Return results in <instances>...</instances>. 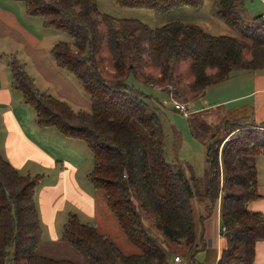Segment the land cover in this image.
Segmentation results:
<instances>
[{
	"label": "trees",
	"instance_id": "1",
	"mask_svg": "<svg viewBox=\"0 0 264 264\" xmlns=\"http://www.w3.org/2000/svg\"><path fill=\"white\" fill-rule=\"evenodd\" d=\"M20 1L27 14L42 18L44 27L71 37L68 42L55 43L50 54L60 69L78 79L89 96L90 111L74 110L66 101L37 88L15 54L7 59L12 85L20 91L23 103L33 109L38 128L51 127L63 137L86 144L93 161L87 179L104 192L106 206L119 229L138 251L123 253L74 213L68 214L60 240L77 251L84 264H166L158 240L144 226L136 199L171 241L183 239L192 259L204 243L203 219L220 196L223 246L215 264H252L255 244L264 239V215L248 208L251 201L261 197L252 159L264 153V130L254 123L226 120L216 130L223 132L222 136L209 137L206 162L210 176L204 195L211 203L201 215L196 232L191 200L198 193L191 166L187 165L189 175L183 167L171 168L154 106L125 79L151 65L159 69L161 78L145 81L166 76L171 80V62L185 60L193 75L188 88L199 97L232 72L261 69L264 16L258 14L246 22L240 13L242 0H214L216 17L235 29V37L212 35L199 25L181 21L152 28L134 18L102 13L96 0ZM113 1L123 7L167 12L181 6L198 7L206 0ZM104 50L114 68L111 79L98 67ZM209 126L203 123L200 128L206 131ZM42 177L20 174L0 153V264H76L37 253L42 231L34 195Z\"/></svg>",
	"mask_w": 264,
	"mask_h": 264
},
{
	"label": "crops",
	"instance_id": "2",
	"mask_svg": "<svg viewBox=\"0 0 264 264\" xmlns=\"http://www.w3.org/2000/svg\"><path fill=\"white\" fill-rule=\"evenodd\" d=\"M242 2L245 8L251 10L252 16H264V0ZM21 3L20 0H0V153L20 174L43 176L34 195L42 231L37 253L73 262L74 259L62 255L65 251L77 257L71 250L73 248L60 240V234L69 213L76 214L82 223L87 222L81 220L78 212L88 218L96 213L98 189L88 181V172L83 173L92 156L81 140L63 137L51 127L36 126L33 109L23 103L20 91L12 85L8 55L15 54L25 62L26 72L40 90L47 91L40 81L37 85V79L44 77L48 83L55 85L57 98L65 97L69 105L76 104L87 109L90 108V101L71 77L73 75L57 67L48 52L40 47L47 39V33L42 34L35 27L39 24L34 18L37 15L27 14ZM201 96L204 98L203 105L208 108L200 112H218L222 116L221 124L226 120L254 124L264 122V67L232 72L226 79L208 86ZM261 155L252 159L258 172L257 188L261 197L251 201L248 208L264 215V156ZM220 233L219 209H216L203 220L204 243L202 252L198 250L199 253L193 256L194 264H215L223 246ZM44 242L55 245L53 255L39 250ZM204 253L206 257H211L208 263L195 260L196 255ZM263 263L264 239L255 244L252 264Z\"/></svg>",
	"mask_w": 264,
	"mask_h": 264
},
{
	"label": "rangeland",
	"instance_id": "3",
	"mask_svg": "<svg viewBox=\"0 0 264 264\" xmlns=\"http://www.w3.org/2000/svg\"><path fill=\"white\" fill-rule=\"evenodd\" d=\"M96 3L98 10L102 13L113 16L115 18H134L152 28L160 27L171 21H181L186 24L199 25L206 32L212 35H229L238 37V33L234 28L228 26L226 23L216 17V2L214 0H206L198 7L181 6L173 8L167 12H159L153 9H144L137 7H123L115 4L113 0H96ZM240 13L246 22H250L253 17L249 8L244 7L240 10ZM34 18L39 23L35 25V27H38L42 34L47 33V39L43 40L40 47L48 52L49 57L54 61L50 54V49L55 43L59 41H70L71 37L66 32L53 29L52 27H44L42 24V18L40 16H34ZM245 53L246 56H248V52L246 51ZM102 55L104 59L98 61V67L101 70L103 76L111 79L114 75V68L112 66L111 57L106 50L103 51ZM17 58L22 63H25L20 57ZM171 65V80H168V76H166L162 80L160 79L157 81L148 82L145 81L147 79L154 80L155 77L161 78V74L158 68L151 65H145L141 67L142 69L139 74L128 75L125 81L129 87L137 90L138 92H141L144 95V99L149 101L154 106L160 126L162 127L164 132L165 156L171 168L173 170H177L180 167H183L186 175H189L187 165L191 166L193 176L195 177L196 191L198 193V196H194L191 200L193 209V221L195 230L197 232L200 228L199 219L201 215H204L206 206L211 203V200L204 195L206 192L207 179L210 176V170L206 162V142H209L212 139L209 137L218 139L222 136L223 132H221L220 130L216 132L217 128L221 126L222 116L214 110L200 112L204 109H207L208 106L203 105L204 98L202 96H195L192 92H190L188 88V84L193 80V75L189 68V62L185 60L172 61ZM28 67L29 69L31 67L30 61H28ZM30 71L32 70L30 69ZM208 71L212 73L213 70ZM71 77L78 84L79 88L82 90L83 94H85V97L89 101V96L84 92L78 79H76V77L74 76ZM38 81H40L42 85H44L48 93L56 97L58 96L54 84L48 83V81L45 80L44 77L37 79V85ZM59 97V99L66 101L65 97ZM174 101L184 104L188 103L186 104L188 114L183 115L182 112L174 109ZM72 105L71 107L74 110L90 111V108L85 109L76 104ZM238 122L244 121L238 120ZM203 123L210 125L209 127H207L206 131L201 130L200 128L201 124ZM257 125H259L260 128L264 130V123L260 122L257 123ZM236 133L237 130L232 134ZM81 144H83L86 150H88L83 141L81 142ZM221 146L222 145H220L219 147L220 175ZM262 156H264V153L260 157ZM92 166L93 161H90L89 166L87 168L86 166L84 167L85 170H83V173H89L92 169ZM96 192L99 195V198L96 197L97 203L95 215L92 218H88V216H86L84 213L78 212L81 220L94 226L99 233L106 236L109 240L113 241L123 253H136L138 250L127 241V239L124 237V234L119 229L112 213L105 206L106 202L104 192L101 190H96ZM134 203L136 208L140 212L141 219L148 234L158 240L159 246L165 254L166 264H171V262L173 263L172 257L174 255L182 257V262H185V264H194L196 262L194 261V258L191 259L189 257V255L191 254L190 247L184 244L183 239H174L171 241L169 237L164 233L163 229L155 224L153 216L147 213L142 207H140L136 199H134ZM212 206L213 207L210 214L203 220L212 215L214 210L219 209L220 196H218L215 202H213ZM221 228L222 227L220 226V232L222 231ZM54 246L55 245L52 243L44 242L39 250L41 252L53 255V251L55 250ZM71 250L72 252H75V254H77V257L76 255H69L68 252L65 251H63L64 254L62 255L74 259L73 262H75L76 264H84L82 256L77 251L73 249ZM200 250V252H202V248H200ZM198 253L199 252H196V254ZM204 256L206 257L205 253L202 255H196L195 260L197 259L201 263H208L211 257H206L207 260H205Z\"/></svg>",
	"mask_w": 264,
	"mask_h": 264
},
{
	"label": "built area",
	"instance_id": "4",
	"mask_svg": "<svg viewBox=\"0 0 264 264\" xmlns=\"http://www.w3.org/2000/svg\"><path fill=\"white\" fill-rule=\"evenodd\" d=\"M173 107H174V109H176V110L182 112L183 115H187V114H188L187 106H186V104H184V103H178L177 101H174V102H173ZM221 230L223 231L224 228H221ZM172 260H173V263H174V264H182V263H181V262H182V259H181V257L178 256V255H174V256L172 257Z\"/></svg>",
	"mask_w": 264,
	"mask_h": 264
}]
</instances>
